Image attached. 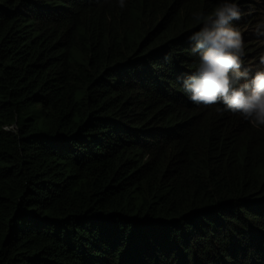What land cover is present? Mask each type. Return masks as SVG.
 I'll return each mask as SVG.
<instances>
[{
  "label": "trees",
  "instance_id": "1",
  "mask_svg": "<svg viewBox=\"0 0 264 264\" xmlns=\"http://www.w3.org/2000/svg\"><path fill=\"white\" fill-rule=\"evenodd\" d=\"M216 3L0 0V264H264V127L180 90Z\"/></svg>",
  "mask_w": 264,
  "mask_h": 264
},
{
  "label": "clouds",
  "instance_id": "2",
  "mask_svg": "<svg viewBox=\"0 0 264 264\" xmlns=\"http://www.w3.org/2000/svg\"><path fill=\"white\" fill-rule=\"evenodd\" d=\"M127 0H117L126 7ZM258 3L264 0H257ZM242 17L239 0H217L210 12L196 11L192 19L198 25L187 39L188 55L195 58L191 70L179 77L180 90L197 105H223L248 121L253 127H264V55L255 68L246 65V44L240 27L234 23ZM264 39V21L254 29ZM175 49L165 53L171 61Z\"/></svg>",
  "mask_w": 264,
  "mask_h": 264
},
{
  "label": "built area",
  "instance_id": "3",
  "mask_svg": "<svg viewBox=\"0 0 264 264\" xmlns=\"http://www.w3.org/2000/svg\"><path fill=\"white\" fill-rule=\"evenodd\" d=\"M8 129V128H7Z\"/></svg>",
  "mask_w": 264,
  "mask_h": 264
}]
</instances>
